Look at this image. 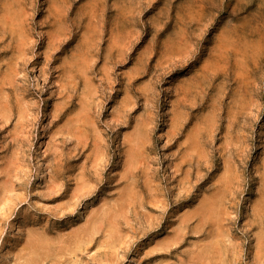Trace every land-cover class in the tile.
Instances as JSON below:
<instances>
[{
	"label": "rangeland",
	"instance_id": "obj_1",
	"mask_svg": "<svg viewBox=\"0 0 264 264\" xmlns=\"http://www.w3.org/2000/svg\"><path fill=\"white\" fill-rule=\"evenodd\" d=\"M0 264H264V0H0Z\"/></svg>",
	"mask_w": 264,
	"mask_h": 264
}]
</instances>
